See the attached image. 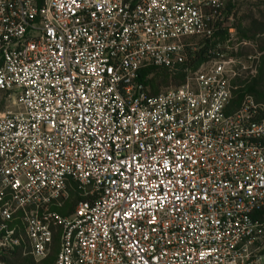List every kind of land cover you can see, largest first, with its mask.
Listing matches in <instances>:
<instances>
[{
  "label": "built area",
  "instance_id": "2783aa9c",
  "mask_svg": "<svg viewBox=\"0 0 264 264\" xmlns=\"http://www.w3.org/2000/svg\"><path fill=\"white\" fill-rule=\"evenodd\" d=\"M242 1L0 0V264H264Z\"/></svg>",
  "mask_w": 264,
  "mask_h": 264
},
{
  "label": "trees",
  "instance_id": "16d2710c",
  "mask_svg": "<svg viewBox=\"0 0 264 264\" xmlns=\"http://www.w3.org/2000/svg\"><path fill=\"white\" fill-rule=\"evenodd\" d=\"M239 31L242 37L252 38L259 34H264V27H258L255 23H251L250 25L244 24V20L238 21ZM260 47L261 50L264 51V39L260 40ZM157 79V80H156ZM156 79L151 81V87L153 89V93H157L159 91V86H167L169 84L168 76L164 71L161 74H157ZM244 94H250L254 96L255 100L259 103L264 105V53L262 55V63L259 69L258 76L250 83L242 86H238L233 89V102L237 104L239 100H241ZM77 193L71 192V198L68 202H66L65 206L59 209V213L61 215H68L71 213V206L72 203L75 204L77 201ZM73 201V202H71ZM59 250V236H54L53 247L50 254L47 258L43 259L42 261L35 263L33 261H29L28 259H23L17 262V264H54L57 254ZM9 264V263H8Z\"/></svg>",
  "mask_w": 264,
  "mask_h": 264
},
{
  "label": "rangeland",
  "instance_id": "374dc122",
  "mask_svg": "<svg viewBox=\"0 0 264 264\" xmlns=\"http://www.w3.org/2000/svg\"><path fill=\"white\" fill-rule=\"evenodd\" d=\"M238 12V21L241 19L244 20V24L246 25L255 23L258 27H264V0H243ZM23 259L33 261L30 258L23 257L21 253L16 252L9 257L8 263L17 264L18 261Z\"/></svg>",
  "mask_w": 264,
  "mask_h": 264
}]
</instances>
